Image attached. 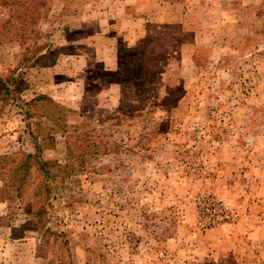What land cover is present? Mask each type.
I'll return each mask as SVG.
<instances>
[{
  "label": "rangeland",
  "instance_id": "1",
  "mask_svg": "<svg viewBox=\"0 0 264 264\" xmlns=\"http://www.w3.org/2000/svg\"><path fill=\"white\" fill-rule=\"evenodd\" d=\"M16 6L0 0V264H264V0ZM27 154L48 175L4 177ZM211 199L228 217L203 229Z\"/></svg>",
  "mask_w": 264,
  "mask_h": 264
},
{
  "label": "trees",
  "instance_id": "2",
  "mask_svg": "<svg viewBox=\"0 0 264 264\" xmlns=\"http://www.w3.org/2000/svg\"><path fill=\"white\" fill-rule=\"evenodd\" d=\"M45 1L46 0H15L17 6L14 9L13 14L17 19L22 18V21H27L24 19L23 15L28 12L29 14L26 16H29V21H36L39 19V11ZM18 5L25 9L19 11ZM0 85L4 86L2 81H0ZM3 90H7L6 87H3ZM10 162V165L6 168L3 174L8 180L23 184L31 178L33 175V169L42 172L41 176L48 175L47 166L42 164L36 157L30 156L29 154L22 155L18 158L12 157ZM39 187H41V184ZM39 194V192L35 193V195Z\"/></svg>",
  "mask_w": 264,
  "mask_h": 264
},
{
  "label": "built area",
  "instance_id": "3",
  "mask_svg": "<svg viewBox=\"0 0 264 264\" xmlns=\"http://www.w3.org/2000/svg\"><path fill=\"white\" fill-rule=\"evenodd\" d=\"M228 207L220 200L199 201L198 202V214L202 215L204 219L198 223L203 228L218 226L224 222V219L228 217ZM206 219V220H205ZM205 220V221H204Z\"/></svg>",
  "mask_w": 264,
  "mask_h": 264
}]
</instances>
